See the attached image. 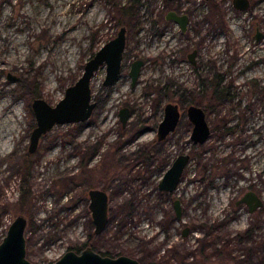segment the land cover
Returning <instances> with one entry per match:
<instances>
[{
	"label": "rangeland",
	"instance_id": "374dc122",
	"mask_svg": "<svg viewBox=\"0 0 264 264\" xmlns=\"http://www.w3.org/2000/svg\"><path fill=\"white\" fill-rule=\"evenodd\" d=\"M171 9L189 15L186 33L165 19ZM122 26L121 73L105 86L106 64L96 72L92 116L56 124L28 154L33 99L55 105ZM195 49L193 65L188 53ZM136 59L144 65L132 86ZM168 102H179L183 115L158 141ZM190 104L206 109L211 135L203 144L190 138ZM125 106L131 116L123 127ZM182 153L191 155L182 181L163 194L158 183ZM26 187L30 203L22 209ZM91 188L106 189L110 198L109 220L98 236ZM249 190L264 201V0H249L246 10L234 0H0V242L24 214L27 257L36 263L54 262L92 241L144 264H264V205L250 213L236 204ZM176 198L182 220L175 216ZM116 239L119 247L106 248Z\"/></svg>",
	"mask_w": 264,
	"mask_h": 264
},
{
	"label": "water",
	"instance_id": "95a60500",
	"mask_svg": "<svg viewBox=\"0 0 264 264\" xmlns=\"http://www.w3.org/2000/svg\"><path fill=\"white\" fill-rule=\"evenodd\" d=\"M234 6L240 10H246L249 7V0H234ZM166 18L178 23L183 32L187 30L189 24V15L177 13L174 10L168 11ZM257 38H261L258 32ZM127 41V28L122 26L117 35L100 47L95 54L87 60L84 65L83 73L79 79L68 86L65 95L55 105L50 104L42 97H35L32 101V109L36 118V126L30 136L28 154L37 151L41 137L49 132L56 124L79 123L88 120L96 106L97 102L93 99L92 79L99 68L106 64V76L103 84L112 85L119 77L124 59V52ZM194 51L189 54L190 61L195 64ZM144 65L142 59H136L132 62L129 75L132 80V86H135ZM11 80H19L15 75H9ZM164 118L159 124L157 139L162 141L176 130L180 120L179 106L168 102L165 105ZM120 120L123 126H126L130 117L129 107H123L120 112ZM188 118L193 123L191 140L195 144L205 143L211 135V127L206 118V113L201 106L190 105L188 107ZM190 161V154L182 153L178 155L169 168L165 171L158 183V189L161 192H174L182 181L186 166ZM90 199L89 209L95 224V232L101 233L109 219V194L102 188H91L88 191ZM237 204H246L249 212L253 213L264 205L263 198L255 191H247ZM174 209L177 220L183 219V207L180 199L174 202ZM28 217L24 214H18L10 224L6 236L0 242V264H39L31 261L27 257V238L26 229ZM190 228L185 227L183 236L188 235ZM49 264H142L138 259L127 255L117 257L102 256L88 247L77 253L74 250H68L54 263Z\"/></svg>",
	"mask_w": 264,
	"mask_h": 264
},
{
	"label": "flooded vegetation",
	"instance_id": "af4514ba",
	"mask_svg": "<svg viewBox=\"0 0 264 264\" xmlns=\"http://www.w3.org/2000/svg\"><path fill=\"white\" fill-rule=\"evenodd\" d=\"M172 1V0H171ZM175 1H178V0H175ZM248 9V8H247ZM171 10H174V11H176L177 13H182V12H180V11H178V10H175V9H171ZM170 11V10H169ZM168 13V12H167ZM167 13H166V15H167ZM185 14H187V13H185ZM165 19L167 20V21H171V20H168L167 18H166V16H165ZM175 22V21H174ZM189 23H190V17H189ZM178 24V23H177ZM179 25V24H178ZM180 26V25H179ZM188 26H189V24L187 25V30H188ZM127 28V27H126ZM180 29H181V27H180ZM187 30L185 31V32H183L182 31V29H181V31L183 32V33H186L187 32ZM258 34V33H257ZM256 37H257V35H256ZM258 39V38H257ZM194 51H196V53L194 54V60H195V64H193L192 62V64L193 65H196L197 64V56H198V52H197V50L195 49V50H193L191 53H188V58H189V54H192ZM95 54V53H94ZM189 60H190V58H189ZM218 86H217V88H216V92H218L219 93V95H218V97H219V99L220 98H223L224 97V95L222 96V94H221V91H223V88L220 86L221 85V83L219 82L218 84H217ZM215 98H217V97H215ZM172 103H175V104H177L178 106H179V110H180V120H181V117H182V115H183V110H182V107H181V105L179 104V102L177 103V102H172ZM190 105H196V104H190ZM189 105V106H190ZM188 106V107H189ZM199 106V105H198ZM188 107L186 108V113L188 112ZM202 107V106H201ZM203 108V107H202ZM122 109V108H121ZM120 109V110H121ZM164 109H165V107H164ZM204 109V111H205V113H206V109L205 108H203ZM120 112V111H119ZM164 112H165V110H164ZM130 113H131V111H130ZM119 116H120V114H119ZM130 116H131V114H130ZM187 117H188V114H187ZM163 118H164V115H163ZM206 118H207V115H206ZM129 119H130V117L128 118V120H127V124H128V121H129ZM189 119V118H188ZM180 120H179V123H180ZM121 121V120H120ZM162 121V120H161ZM160 121V122H161ZM190 121V120H189ZM191 122V121H190ZM179 123H178V125H177V127L179 126ZM192 123V122H191ZM127 124H126V126H127ZM160 124V123H159ZM123 126V125H122ZM126 126H123V127H126ZM192 126H193V123H192ZM158 127H159V125H158ZM177 127H176V129H177ZM211 127V126H210ZM193 129V128H192ZM157 131H158V128H157ZM173 133V132H172ZM192 133V132H191ZM170 135V134H169ZM168 135V136H169ZM167 136V137H168ZM191 136V135H190ZM156 137H157V134H156ZM166 137V138H167ZM158 140V139H157ZM165 140V139H164ZM159 141V140H158ZM163 141V140H162ZM192 143L193 144H195L193 141H192ZM196 145H198V144H196ZM189 154V153H188ZM190 158H191V155H190ZM187 167V166H186ZM184 175V174H183ZM183 178V177H182ZM180 184V183H179ZM179 186V185H178ZM178 188V187H177ZM103 189V188H102ZM106 190V189H105ZM177 190V189H176ZM175 190V191H176ZM107 191V190H106ZM161 192V191H160ZM161 193H163V194H170V193H173V192H161ZM89 197V196H88ZM243 197V196H242ZM176 199H179V198H176ZM176 199H174V202H175V200ZM241 199V198H240ZM239 200V199H238ZM237 200V201H238ZM174 202H173V206H174ZM181 203H182V201H181ZM236 204H237V202H236ZM237 205H239V204H237ZM182 207H183V204H182ZM109 209H110V198H109ZM249 209V208H248ZM175 210V209H174ZM258 210V209H257ZM256 210V211H257ZM110 212V211H109ZM183 213H184V209H183ZM175 216H176V213H175ZM177 219V218H176ZM109 220V219H108ZM92 223L94 224V222H93V219H92ZM94 226H95V224H94ZM106 228V227H105ZM105 230V229H104ZM103 230V231H104ZM103 231L101 232V233H99V234H97L96 232H95V228H94V233H95V236H98V235H100V234H102L103 233ZM189 232H190V230H189ZM92 236V235H91ZM187 236V235H186ZM107 241H109V240H107ZM111 243V242H110ZM108 243L107 244V247L106 248H110L112 245H113V247L114 248H117V247H119L122 243L120 242V239H116V240H114L113 241V244L111 243ZM83 247V248H82ZM82 247L81 248H76V249H70V250H74L75 252H77V253H82V251L84 250V249H86V248H88V247H90V248H92L95 252H97V253H99V254H101L102 256H109V257H117V256H120V255H127V256H131V255H129V254H124V253H118L117 255H115V252L114 251H101V250H99L98 248H96V246L92 243V241H86V242H84V243H82ZM112 247V248H113ZM158 251V250H157ZM67 252V251H66ZM117 253V252H116ZM63 256V255H62ZM61 256V257H62ZM60 257V258H61ZM131 257H133V256H131ZM133 258H135V257H133ZM29 259V258H28ZM137 259V258H136ZM58 260V259H57ZM56 260V261H57ZM139 260V259H138ZM142 264H144L141 260H139ZM161 261H163V260H161ZM55 262V261H54ZM54 262H51V263H54ZM158 262H159V260H157V264H158ZM39 264H41V263H39ZM47 264H49V263H47Z\"/></svg>",
	"mask_w": 264,
	"mask_h": 264
},
{
	"label": "trees",
	"instance_id": "16d2710c",
	"mask_svg": "<svg viewBox=\"0 0 264 264\" xmlns=\"http://www.w3.org/2000/svg\"><path fill=\"white\" fill-rule=\"evenodd\" d=\"M24 176H23V180H24V186H27L26 184H25V181L27 180V178H28V175H29V172H30V164L29 163H27V165L25 166V170H24ZM19 203H20V205H21V207H22V209H26L27 208V206L29 205V203H30V191H29V187H26V188H24L23 190H22V193H21V197H20V201H19ZM245 236H250L251 234H252V230L251 229H247L246 231H245ZM156 253H157V251H156ZM150 256H151V254L150 255H148V253L145 255V260L147 261V260H151L150 259ZM156 257V256H155ZM161 262H163V261H160V262H158V264H161Z\"/></svg>",
	"mask_w": 264,
	"mask_h": 264
},
{
	"label": "bare ground",
	"instance_id": "6f19581e",
	"mask_svg": "<svg viewBox=\"0 0 264 264\" xmlns=\"http://www.w3.org/2000/svg\"><path fill=\"white\" fill-rule=\"evenodd\" d=\"M257 49H258V48H257ZM6 139H7V138H6ZM7 140H8V139H7ZM7 140H6V141H7ZM6 141H5V142H6ZM8 142H9V141H8ZM3 145H4V144H3ZM8 145H9V144H8ZM4 146H5V145H4ZM7 147H8V146H7Z\"/></svg>",
	"mask_w": 264,
	"mask_h": 264
}]
</instances>
